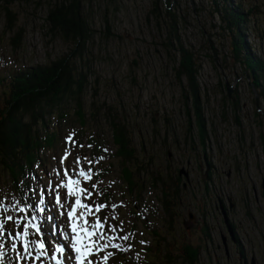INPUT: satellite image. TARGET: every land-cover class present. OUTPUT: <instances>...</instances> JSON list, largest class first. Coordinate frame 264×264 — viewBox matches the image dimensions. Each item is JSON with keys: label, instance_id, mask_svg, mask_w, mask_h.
Masks as SVG:
<instances>
[{"label": "rangeland", "instance_id": "obj_1", "mask_svg": "<svg viewBox=\"0 0 264 264\" xmlns=\"http://www.w3.org/2000/svg\"><path fill=\"white\" fill-rule=\"evenodd\" d=\"M167 4L170 14L175 12L178 18L173 30L171 19L165 14ZM48 6L43 0L14 3L17 26L24 29L22 45L17 50L10 45L13 33L5 30V18L0 15V76L47 65L69 53L70 44L46 32L43 21ZM234 7H237L235 13L244 17L239 31L234 26L228 28L227 20L220 15L224 10L232 12ZM83 11L94 31L82 58L75 62L87 72L89 83L82 97L86 127H80L71 100L60 107L48 108L50 113L38 134L45 138L46 134L54 133L53 144L39 151V162L29 175L32 184L21 191V196L0 165V202L10 208L16 200L21 206L31 204L27 213L31 216L44 189L45 219L36 222L41 225L46 245L54 249L56 236L51 234L47 215L50 212L55 222L61 224L60 229L67 230L71 238L67 219L71 204L56 210L55 192L47 188L49 181L55 188L61 179L57 171L62 174L64 168L76 172L81 167L91 168L95 175L97 166L92 160L105 156L111 166L104 183L113 190L117 207L114 212L106 210L107 214L103 210L94 213L88 220L94 222L96 216L107 217L106 232L108 225H113L117 229L115 235H134L127 242L114 241L125 245L126 250L108 248L90 259L99 260L110 251L114 255L107 264H123L126 256L144 260L145 264H184L180 253L185 245H192L200 248L196 264H238L237 253L225 260V254L216 250L219 231L225 229L220 221L219 204L220 200L225 204L228 199L234 201L232 221L251 240L258 241L259 235H264V77L259 78V87L254 89L255 81L243 63L247 50L264 64V0H85ZM168 31L171 35L176 33L196 58L207 129L204 149L197 139L194 118L192 114L187 116L184 108L185 82L175 78L173 61L161 45ZM238 33L243 48L236 57L232 47ZM227 86L231 88V99L236 101V110L226 100ZM111 116L126 126L136 152L134 169L139 188L133 193L122 185L120 163L113 157ZM91 137L99 145L100 155L91 151L88 145ZM66 151L70 155L61 164ZM203 156L213 167L209 181L204 177ZM77 157H80L79 165L75 163ZM198 163H202V172L196 169ZM182 168L189 174L185 189L173 200L165 199L162 193ZM80 179L81 186L93 193L92 199L85 198L83 203L94 207L98 204V189L91 185L96 183L93 177L91 181ZM60 192L63 200L65 190ZM165 200L168 212L164 210ZM61 211L65 214L61 215ZM188 214L192 215V221ZM7 215H12L15 221L25 214L18 209L0 211L3 264H49V258L35 259L37 253L31 244L25 251V240L17 237L23 224L18 228L14 221L6 219ZM247 215L251 217L248 219ZM121 222L123 231H120ZM40 238L30 230L29 241ZM48 255H52L51 250ZM215 255L220 258L215 260Z\"/></svg>", "mask_w": 264, "mask_h": 264}, {"label": "trees", "instance_id": "obj_2", "mask_svg": "<svg viewBox=\"0 0 264 264\" xmlns=\"http://www.w3.org/2000/svg\"><path fill=\"white\" fill-rule=\"evenodd\" d=\"M17 0H0V15L5 18V30L13 33L10 45L17 50L22 45L24 29L17 26V13L12 6ZM42 1V0H40ZM47 2V12L44 18L46 32L60 38L64 43L70 44L68 54L50 62L47 65L15 71L9 75L0 76V94L3 96V104L0 105V165L7 172L15 190L28 187L29 175L32 168L39 162L41 148L50 147L54 141V133L46 134L40 138L38 132L44 118L50 113L47 109L60 107L67 101L74 103V114L80 127H86V118L82 97L88 87L87 72L83 71L75 62L80 60L82 53L91 41L94 31L90 27L89 20L84 10L85 0H43ZM165 14L169 16L171 29L177 24L175 12L170 14V5ZM227 9V8H225ZM225 10L220 12L223 19L227 20L228 28L234 26L239 31V26L244 22L241 13ZM155 12V11H154ZM219 12V11H218ZM168 36L161 42L164 51L173 61V73L179 81L185 82L182 88L184 92V108L186 115L192 114L198 132L197 139L202 149L207 141V129L200 101V90L197 82L198 65L194 53L184 47L176 33L168 31ZM239 33L235 35L233 53L239 56L243 48ZM87 57V56H86ZM88 58V57H87ZM243 63L251 73L255 83L254 89L259 87V78L264 77V64L259 59H254L247 50ZM87 63V61H85ZM232 109L236 110V101L226 96ZM255 105V100L253 101ZM95 111V110H94ZM112 142L115 146L114 158L119 160L121 181L128 192L139 188L138 175L134 165L137 164L135 149L132 146L131 136L126 126L116 117H110ZM94 153L99 149L94 138H90ZM204 151V150H203ZM103 164V165H101ZM100 170L109 173V163L101 162ZM101 176V175H100ZM104 176V175H103ZM101 177L96 180L100 181ZM209 176L207 177V180ZM181 178L176 176L175 181L168 183L167 191L162 195L170 198L181 194ZM103 200L107 204L112 201V191L108 187L102 188ZM171 205V202H170ZM111 206V205H110ZM164 210L168 212L167 201H164ZM199 255L198 248L186 245L183 249L184 264H195ZM125 264H141L126 259ZM152 264V263H151Z\"/></svg>", "mask_w": 264, "mask_h": 264}, {"label": "snow or ice", "instance_id": "obj_3", "mask_svg": "<svg viewBox=\"0 0 264 264\" xmlns=\"http://www.w3.org/2000/svg\"><path fill=\"white\" fill-rule=\"evenodd\" d=\"M68 141H71V137H68ZM91 147V145H89ZM107 151V149H105ZM70 155L69 152H65V155L60 159V163L63 164L65 160L68 159ZM103 157H99V160H102ZM75 163L80 164V157L76 158ZM91 164L92 162L89 161ZM94 173L91 168L85 170L83 167L76 172L74 169L64 168L63 173L57 171V176L61 177L60 183L53 188L52 181H49L47 188L55 192V204L57 208L63 209L67 204H71V207L67 210V219L69 221V228L71 231L70 244L64 245L56 242L54 249H49L46 245L45 239L43 238V233L41 231V225L36 221H43L45 219V201L43 192L44 189H41V194L38 202L35 205L34 212L31 216L27 215L28 210L32 208L31 204H24L21 206L20 201L16 200L15 203L10 207L6 206L3 202H0V211L8 213L12 210L18 209L20 213L25 215L19 219H15L12 215H7L6 219L8 221H14L19 228L23 224L22 232L17 233L18 238L25 240L24 248L25 251H28L29 245L34 246L37 253L35 259L39 260L41 257L50 258L55 261V264H64L61 258H58L56 253L60 254V257H63L65 254L66 247H70L72 252L75 254L74 261L75 264H107V261L114 253L108 251L103 257H100L99 260L93 261L90 259L93 255L99 256L101 252H105L108 248H113L117 250H126V246L114 243L116 240H123L125 242L130 240V237L134 234L129 233L127 235L118 236L115 235L117 229L113 225H108L107 232L105 231V225L108 223V218L104 217L101 219L99 216L95 217L94 222H90L88 217L94 213L101 212L102 209L106 208V204H95L88 205L83 203V199H92V191L81 186V179L84 181H91ZM36 179V177H33ZM93 189L97 188V184H92ZM60 189L65 190V195L62 200ZM100 194V193H98ZM74 198V200H73ZM117 205H112L113 212ZM83 211H79V210ZM79 214L77 215V213ZM35 213H40L37 216ZM61 215L65 213L61 211ZM117 219L115 215L112 217ZM47 220L51 223V234L53 237L57 235L58 232H63V238L69 240L67 230L60 229V226L55 222V217L49 214L47 215ZM82 221V223H81ZM3 228V225L0 224V229ZM30 230H33V234L40 236L38 240L29 241L28 237ZM120 231H123V223L121 222ZM111 233V234H109ZM127 247H130L128 245ZM52 251V255L49 257V251ZM71 259V257H70ZM0 264H3L2 253H0Z\"/></svg>", "mask_w": 264, "mask_h": 264}, {"label": "flooded vegetation", "instance_id": "obj_4", "mask_svg": "<svg viewBox=\"0 0 264 264\" xmlns=\"http://www.w3.org/2000/svg\"><path fill=\"white\" fill-rule=\"evenodd\" d=\"M212 168L213 167L210 164L209 168L205 170L206 172H204V177H207L210 171L212 172ZM196 169L202 172V163H198ZM226 201L227 202L225 204L220 200L219 204L220 221L223 223L225 229L224 231H219L220 240L216 245V250L225 254V260H230L233 253H237L238 264H247L249 262L250 264H264V235L260 236L259 230H257L259 240L257 241V238L251 240L245 230L243 231L242 229H237L231 218L235 203L231 202L229 199ZM249 217H251V215H247L248 219ZM239 224L241 223L239 222ZM228 228H230V231ZM241 235L244 236L245 241L242 239L243 237ZM219 258V255H215L214 257L215 260H218Z\"/></svg>", "mask_w": 264, "mask_h": 264}, {"label": "water", "instance_id": "obj_5", "mask_svg": "<svg viewBox=\"0 0 264 264\" xmlns=\"http://www.w3.org/2000/svg\"><path fill=\"white\" fill-rule=\"evenodd\" d=\"M230 93H231V88L227 86V94H228L229 97H230ZM255 104L257 105V99H256ZM179 174H180V175L184 174V176L187 175L183 170H181V171L179 172ZM189 219H190V220L192 219L190 215H189Z\"/></svg>", "mask_w": 264, "mask_h": 264}, {"label": "bare ground", "instance_id": "obj_6", "mask_svg": "<svg viewBox=\"0 0 264 264\" xmlns=\"http://www.w3.org/2000/svg\"><path fill=\"white\" fill-rule=\"evenodd\" d=\"M79 214V212L77 213V215Z\"/></svg>", "mask_w": 264, "mask_h": 264}]
</instances>
